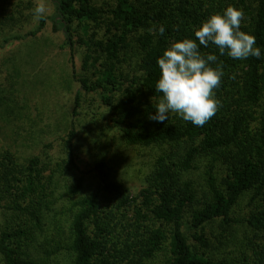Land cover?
Segmentation results:
<instances>
[{
    "label": "trees",
    "instance_id": "obj_1",
    "mask_svg": "<svg viewBox=\"0 0 264 264\" xmlns=\"http://www.w3.org/2000/svg\"><path fill=\"white\" fill-rule=\"evenodd\" d=\"M52 3L53 30L72 68L83 50L81 72L73 71L74 108L60 156L22 158L0 141V264L59 257L68 264H264V0ZM229 5L243 10L241 30L255 36L260 58L234 60L201 46L223 66L216 115L202 127L175 113L150 120L162 96L158 58L172 43L195 39ZM90 95L109 110L126 144L162 149L136 195L105 160L81 167L76 118ZM12 105L0 92V135L12 123Z\"/></svg>",
    "mask_w": 264,
    "mask_h": 264
},
{
    "label": "rangeland",
    "instance_id": "obj_2",
    "mask_svg": "<svg viewBox=\"0 0 264 264\" xmlns=\"http://www.w3.org/2000/svg\"><path fill=\"white\" fill-rule=\"evenodd\" d=\"M38 3H44L49 11L44 16L45 28L33 37L29 34L40 24L33 11ZM54 13L52 0H0V44L4 39H11L0 50V92L18 104L12 105L16 111L12 114V123L3 124L0 141L12 145L22 158L42 151L60 156L62 138L66 136L74 108L77 90L74 72L77 75L81 72L83 50L77 54L72 68L62 36L53 30ZM12 15L16 23H11ZM76 131V148L83 160V170L92 168L97 160H105L112 176L133 195L145 187V179L162 149L126 144L120 131L114 128L109 110L97 96L83 97ZM48 264L68 262L59 257Z\"/></svg>",
    "mask_w": 264,
    "mask_h": 264
},
{
    "label": "clouds",
    "instance_id": "obj_3",
    "mask_svg": "<svg viewBox=\"0 0 264 264\" xmlns=\"http://www.w3.org/2000/svg\"><path fill=\"white\" fill-rule=\"evenodd\" d=\"M33 11L35 18L40 19L49 10L44 3H38ZM243 20V10L229 5L222 13L208 17L195 30V39L176 41L163 52L157 60L160 76L155 85L156 92L162 96L150 120L164 122L175 113L184 121L202 127L216 115L221 107L216 89L222 84L223 66L222 62L217 63L216 54H202L201 46L214 45L221 56L234 60L260 58L261 49L256 46L255 36L241 30ZM164 32L161 25L159 33Z\"/></svg>",
    "mask_w": 264,
    "mask_h": 264
}]
</instances>
